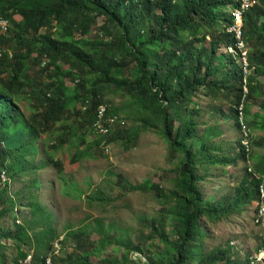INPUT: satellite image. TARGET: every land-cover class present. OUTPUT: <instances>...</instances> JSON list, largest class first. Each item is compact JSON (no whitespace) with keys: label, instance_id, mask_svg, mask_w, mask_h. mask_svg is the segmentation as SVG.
I'll return each mask as SVG.
<instances>
[{"label":"trees","instance_id":"1","mask_svg":"<svg viewBox=\"0 0 264 264\" xmlns=\"http://www.w3.org/2000/svg\"><path fill=\"white\" fill-rule=\"evenodd\" d=\"M241 6L242 0H0V17L12 24L10 32L0 39L8 51L0 61V187H5L0 192V221L16 211V207L2 211L4 205L12 206L9 182L2 180L3 173L8 175L6 166L12 152L24 150L41 140L42 135L55 133L58 126L65 129V136L57 138V144L52 142L53 153L68 146L69 138L76 136L78 130L83 132L80 144H86L85 136L89 132L94 134L92 126L100 105H106L107 116H118L119 122L110 134L99 136L83 151L78 149L71 163L101 144L107 148L119 143L125 150L132 149L139 132L121 127L119 115L134 111L139 114L137 122L160 132L172 151H182L184 158L172 170L175 186L169 192L152 181L132 185L122 175H116L117 184L126 192H154L169 207L163 212L166 220L174 224L175 238L161 232L156 223L152 227L153 235L166 245L163 255L158 258L147 255V262L133 261V264H194L195 245L207 236L203 221L208 218L213 223L220 222L240 212L242 207L260 201V187L264 184L263 179L254 175L264 177V170L251 165L253 172H248L241 181L231 202L217 201L204 207L207 202L201 187L204 177L198 168L204 161L216 160L205 155L211 148L187 147L188 140L196 135L198 122L181 116L183 108L190 111L199 90L207 89L208 96L234 97L236 107L244 105V117L246 114L250 127L264 131V117L256 113L255 118L260 121L249 119L246 109L251 96L264 97V86L255 85L251 74L245 76L236 55L228 54L230 64L223 60L225 55H218L222 47L236 46L234 34L227 29L234 25V12ZM15 16L22 21H15ZM243 16L245 40L251 48L250 67L253 70L264 67V0H254ZM207 37L212 40L210 48L202 45ZM111 92L127 96L130 102L124 107H113V101L106 99ZM21 102L27 103L30 114L26 118L19 107ZM239 108L237 127L241 130ZM74 116L77 117L74 128L66 126ZM177 122L181 124L175 129ZM250 127L252 147L262 145L254 139ZM239 144L242 158L251 161L241 138ZM49 159L62 173L61 162L53 161L51 156ZM37 212L41 214L37 225L46 228L33 235L30 232L34 221L28 226H15L14 233L6 235L0 226V241L17 244L15 264L26 258L22 248L32 243L36 264L54 252L59 237L46 213L39 208L34 211ZM94 231L100 236L99 247L88 251L75 246L79 249L67 256H54L53 264H92V259L100 256L108 245L121 244L105 232L101 222ZM81 236L87 233H72L69 238L75 243ZM142 241L140 238L138 246L131 240L121 241L128 249L124 259L121 262L106 259L102 264H131V253L146 255ZM80 249L83 251L79 252ZM216 258L231 264L223 255ZM213 262L216 261L209 257L197 264Z\"/></svg>","mask_w":264,"mask_h":264},{"label":"rangeland","instance_id":"2","mask_svg":"<svg viewBox=\"0 0 264 264\" xmlns=\"http://www.w3.org/2000/svg\"><path fill=\"white\" fill-rule=\"evenodd\" d=\"M15 21L20 22L22 18L15 16ZM100 23H103V19H100ZM44 31L43 29L42 32ZM183 36H186V33H183ZM211 41L207 37L202 45L210 48ZM249 50L251 51L250 47ZM228 54L230 53L225 47L218 50V55H225L223 60L230 64ZM236 60L238 66L242 65L240 56H237ZM250 74L254 77L255 85L264 86V67L257 66ZM206 91L208 90L200 89L190 104V111L183 108L181 116L198 122L196 135L188 140L187 147L192 146L195 150L202 146L211 148L205 151V155L216 160L214 163L210 160L204 161L198 168L200 175L204 177L201 187L207 201L204 207L208 208L211 203L217 201L231 202L251 165L264 170V131L253 130L245 114L246 124L251 128L254 139L262 143L252 147L251 161H245L240 152L241 132L237 127L239 107H236L234 97L208 96ZM106 99L112 100L113 107L118 108L130 102L127 96L123 97L114 92L108 94ZM263 103L264 97L249 98L246 103L249 119L260 121L255 118L256 113L264 117ZM19 107L23 117H28L30 113L25 108V102ZM119 116L121 127L132 133L139 132L136 146L132 149L125 150L117 143L111 144L107 150L101 144L81 160L71 163L78 149L83 151L89 143L96 142L100 137L89 132L85 136L86 144L81 145L83 132L78 130L76 136L69 138L68 146H64L58 153H53L52 142L57 144V138L65 136V129L58 126L55 133L42 135L41 140L29 144L31 146L24 150L12 152L10 162L6 166L9 177L8 196L12 206L4 205L2 211L15 207L16 211L7 214L0 221L3 234L14 233L15 226H28L31 221H34V226L30 235L45 229L43 225H37L41 214L34 211L39 208L46 213L49 223L59 237L60 243L55 242L53 248L56 256H67L77 251L79 248L75 246L78 245L88 251L99 247L100 236L94 231L99 222L104 225L105 232L121 244L108 245L100 256L92 259V264H102L106 259L121 262L128 251L122 242L131 240L138 246L140 238H143L141 246L146 255L136 251L131 253V264L133 261L147 262V255L158 258L164 254L166 245L162 239L153 235L152 227L156 223L161 232L175 238L174 224L166 220V212H163L169 207L163 205L154 192L148 194L124 191L117 184L116 175H122L132 185L152 181L162 185L169 192L175 186L176 176L172 170L177 168L184 154L182 151L173 152L169 142L160 132L145 128L137 122L139 114L136 112H121ZM76 118H70L66 126L74 128ZM180 124L181 122H177L175 129H178ZM66 137L68 138L67 135ZM21 152H24V157H21ZM49 156L53 161L61 162L64 167L62 173H58ZM4 189L5 187H0V192ZM255 209L254 203L242 207L240 212L220 222L213 223L208 218L205 219L203 227L207 236L195 245L196 257L193 263L197 264L202 259L206 261L212 257L216 261L212 264H226L217 260L216 257L220 254L230 260L231 264H246L264 244L261 228L254 224ZM79 232H86L87 236H81L74 243L69 237L72 233ZM0 244V264H15L18 258L17 244L9 240H2ZM33 249V243L22 248L25 252ZM81 251L83 249L79 252Z\"/></svg>","mask_w":264,"mask_h":264},{"label":"built area","instance_id":"3","mask_svg":"<svg viewBox=\"0 0 264 264\" xmlns=\"http://www.w3.org/2000/svg\"><path fill=\"white\" fill-rule=\"evenodd\" d=\"M254 4V0H242V6L241 9H237L234 12V25L229 27L227 29V32H231L234 34V37L236 38V46L235 47H228L226 50L230 54L240 56L242 58V67L245 72V76L250 75L251 71L253 70L250 67V63L248 60L249 57V48L247 45V42L245 40V24L243 20V15L247 9L252 7ZM12 27V24L9 20L1 18L0 17V39L2 37H5L9 32ZM239 52L241 54H239ZM8 53L6 49L1 45V40H0V61L4 57V55ZM11 56V54L9 53ZM245 92H248L247 88H245ZM245 101V98H244ZM86 106L83 107L84 110H86ZM239 110L241 111L240 115V122H241V140L243 145L245 146V151L247 154V157H250V153L252 150V145H251V131L247 127L245 123V117H244V105H242ZM119 122V117L118 116H107V106L106 105H100L99 108L97 109V119L93 123L92 130L95 135L97 136H105L108 135L112 132V130L117 126ZM109 150V146L106 148ZM249 162V161H248ZM249 172H253V168L250 166L249 167ZM255 177L260 180L263 179L264 177H260L254 174ZM2 180L3 183H8V175L6 173H3L2 175ZM256 205V217L254 220V224L259 226L261 228V232L263 233L264 237V184L261 185L260 187V201L255 203ZM56 243H59L58 241ZM57 254L59 253V250L56 252ZM27 256L24 260H21L19 264H36L34 260V251H28L26 252ZM56 256L55 252L48 254L45 257L41 258V264H53V257ZM263 261V262H262ZM249 264H261L264 263V244L261 247V249L254 254L251 258L248 260Z\"/></svg>","mask_w":264,"mask_h":264},{"label":"crops","instance_id":"4","mask_svg":"<svg viewBox=\"0 0 264 264\" xmlns=\"http://www.w3.org/2000/svg\"><path fill=\"white\" fill-rule=\"evenodd\" d=\"M21 103H23V102H21ZM21 103H20V104H21ZM26 105H27V103L25 102V108H26Z\"/></svg>","mask_w":264,"mask_h":264}]
</instances>
